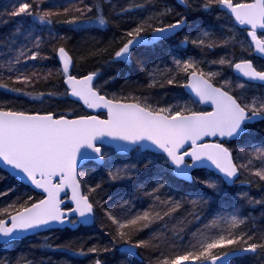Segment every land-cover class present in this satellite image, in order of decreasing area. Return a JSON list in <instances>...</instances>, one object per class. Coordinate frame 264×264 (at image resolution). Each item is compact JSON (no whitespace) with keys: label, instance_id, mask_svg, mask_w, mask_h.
<instances>
[{"label":"trees","instance_id":"trees-1","mask_svg":"<svg viewBox=\"0 0 264 264\" xmlns=\"http://www.w3.org/2000/svg\"><path fill=\"white\" fill-rule=\"evenodd\" d=\"M94 1L95 5L102 7L108 24L103 28L95 24L76 27L64 23V14L52 16L51 26L64 31L63 39L53 43L49 54L55 73L47 83L36 89H26L10 80H0V85H4L0 87V110L24 111L29 114L54 113L57 117L68 118L88 115L80 104L71 101L66 95L67 89L59 70L56 51L61 46L65 47L73 59L74 75L85 76L98 72L95 83L109 98L123 100L128 97V102H133L132 98L139 97L152 104L159 101L162 106L171 104L187 106L195 111H207L186 94L183 84L187 82V74L176 70L173 63V59H191L205 73H219L210 78L216 86L223 85L225 80L229 81L228 89L232 95L239 96L243 101L264 100V86L245 83L243 89L233 90L232 86L241 81L233 75L232 66L212 63L222 57L233 64L251 60L258 70H264V62L254 56L248 31L238 28L233 19L221 12L218 6L204 12L201 8L203 0H187L190 7L186 4L181 6L176 0ZM233 2L247 3L252 0ZM137 5L141 7L138 8ZM126 8L131 11L124 12ZM165 8L171 11L166 16L158 17L157 23L160 20L174 23L183 16L187 17L186 26L165 41L149 47L135 48L128 62L113 61L112 56L122 43L124 31L141 19L156 16ZM185 36L189 41L200 38L205 39L206 44L217 42L220 46L209 48L192 43L181 44ZM260 37L264 39V35ZM171 76H175L178 85L166 83V79ZM149 84L154 86L149 87ZM48 93L52 95L49 96ZM224 144L238 164L239 150L264 148V120L249 127L239 141ZM103 152V165L87 164L79 172L83 192L89 195L94 204V224L76 230L51 231L5 247L0 246V264H95L97 260L102 264H158L162 255H175L182 251L187 241L193 239L192 233L198 236L201 232H216L217 227H205L213 221L220 228L227 227L220 218H227L232 214L243 221L232 228L233 232L248 233L253 235L256 242H264V180L252 173L247 176L240 169L238 182L228 187L215 174L197 170L193 174L192 183H184L164 163L166 157L163 155L136 150L122 156L106 148ZM149 159L152 163L146 167ZM252 160L253 167L261 166L260 160ZM117 169L127 170V173L125 178L114 181L109 173ZM206 181L218 185L222 191L208 187ZM160 182L165 187L156 192V195L161 199L179 201L181 206L171 217H165L163 221L157 220L148 228L133 232V239L149 241L146 247L137 249V257L121 253L123 241L116 237V225L112 224L105 210L124 219L156 206L155 199L147 193L152 192ZM97 184L100 188L89 192ZM29 197L33 201L42 199L0 169V213L7 209L14 214L15 208L23 205ZM197 215L199 219L196 218ZM177 232L183 239H177ZM92 247H96L98 251L89 252ZM232 247H243V243ZM105 248L110 250L105 252ZM224 251H231V248ZM229 264H264V249L258 248L257 252L231 260Z\"/></svg>","mask_w":264,"mask_h":264},{"label":"snow or ice","instance_id":"snow-or-ice-1","mask_svg":"<svg viewBox=\"0 0 264 264\" xmlns=\"http://www.w3.org/2000/svg\"><path fill=\"white\" fill-rule=\"evenodd\" d=\"M44 2L45 0H21L8 15L28 16L40 24L51 25L53 23L51 17L60 13L41 7ZM180 3L187 5V0H180ZM214 6L229 12L240 25L250 26L248 35L256 51L264 54V39L258 38L256 31L264 30V0H252L247 3H234L233 0H203L201 8L208 12ZM123 11L131 9L126 8ZM170 11L171 9L165 8L156 16L141 19L125 30L121 37L122 43L112 56V60L128 62L135 48L152 46L169 38L170 34L175 35L182 30L186 26L187 17L182 16L174 23H164L162 20L156 22L158 17L166 16ZM63 13L64 23L76 27L95 24L103 28L108 24L102 7L85 3V0H72L68 7H63ZM261 35H264V32ZM180 43H192L209 48L220 46L217 42L206 44L205 39L200 38L189 41L187 36ZM34 47L40 48L39 40L34 42ZM56 51L62 63L64 84L67 85L66 95L82 102L90 109H105L107 118L99 119L96 115H89L71 119L57 117L54 113L29 114L24 111L0 110V165H6L46 194L44 198L36 201L29 197L23 205L15 208V214H11L7 209L0 213V216H3L0 218V236L13 238L20 233L51 229L54 224L88 223L89 218L95 216L94 204L89 200L88 194H82L80 191L77 163L79 159L104 162L105 153L101 148L106 138L116 142L118 151L144 150L149 153L153 151L163 153L166 157L164 163L174 166V175L182 179H190L191 170L207 162L209 166H214L223 174L229 183L238 176L241 168L264 180V148H256L250 154L261 161V166L253 167L252 159L247 163H234L229 149L222 143H200L205 137L221 139L241 137L247 132L248 123L264 120V100L243 101L239 96L232 95L228 89L229 81L225 80L223 85L216 86L210 82V78L219 73H205L199 69L197 62L191 59H173V63L176 70L187 74V82L183 87L195 95L194 102L210 104L211 111H195L187 106L171 104L162 106L159 101L152 104L148 103L147 99L142 101L139 97L132 98L133 102H128V97L123 100L109 98L94 83L99 76L98 72L77 78L69 73L72 64L69 52L63 46ZM40 56L39 51L25 45L14 57V63L26 64L27 61H35ZM212 63L229 64L247 81L264 82V70H258L249 60L233 64L222 57ZM9 64L7 71L12 73L14 71L12 62ZM15 71L19 73L14 76L18 83L32 84L38 75L36 72L25 73L20 69ZM50 74L49 72L48 75ZM9 79L13 77L10 76ZM166 83L179 84L175 76L167 78ZM152 86L154 84H149V87ZM160 86L162 87L163 83ZM245 86L244 82H239L232 86V89H243ZM48 95L51 96L52 93ZM186 157L191 159V163L186 162ZM151 163L152 160L149 159L145 166ZM126 173L127 170L117 169L110 172L109 176L115 181L125 178ZM205 183L210 188L222 191L218 185L210 181ZM164 187L165 185L160 182L152 192L147 193L155 199L156 206L130 218L121 219L105 210L112 224L116 225V237L123 241L129 255H138L135 250L149 244V241L142 238L133 239L134 231L138 232L157 220L163 221L165 217H171L181 206L179 201L161 199L156 195V192ZM69 188L74 206L62 208L64 201L61 200L60 193ZM98 188L99 184L95 188H90L89 192ZM72 214H76L79 221H69L68 218ZM196 218L199 219V216ZM220 221L227 227L220 228L218 223L213 221L211 225L205 227H217L216 232H201L198 236L192 233L193 239L187 241L182 251L175 255H162L158 264H229V257L238 253H255L258 248L264 249V242H256L253 235L232 231V228L243 222L236 214L227 218L221 217ZM176 237L183 239L179 232L176 233ZM241 243L243 247H232ZM226 248H231V251H224ZM109 250L103 249L105 252ZM88 251L96 253L98 249L92 247ZM96 264H100V261L97 260Z\"/></svg>","mask_w":264,"mask_h":264},{"label":"rangeland","instance_id":"rangeland-1","mask_svg":"<svg viewBox=\"0 0 264 264\" xmlns=\"http://www.w3.org/2000/svg\"><path fill=\"white\" fill-rule=\"evenodd\" d=\"M64 1L45 0L41 7L45 9L50 8L52 11L64 14L63 7H68L72 3V0ZM20 2L21 0H0V80H10L9 77L12 76L13 79L10 81L15 85L22 86L26 89H36L39 85L47 83L56 71L49 58V54L53 43L64 36V31L51 25L40 24L32 17L9 16L8 12ZM85 3L95 5L94 0H85ZM5 21L7 22L5 23ZM36 40H39V49L34 47V42ZM25 45L33 47L34 51H39L41 56L35 61L29 60L26 64L21 63L17 65L14 63V57ZM10 61L14 69L12 73L7 71L10 66ZM15 69H20L25 73L36 72L38 75L34 78V83L32 84L18 83L14 79V76L19 74ZM49 72L51 73L50 75H48ZM44 76L47 78H43ZM253 150V147L239 150L237 154V163H247L249 159H254V157L250 155ZM241 170H243L247 176L251 174V172L246 169L241 168Z\"/></svg>","mask_w":264,"mask_h":264},{"label":"water","instance_id":"water-1","mask_svg":"<svg viewBox=\"0 0 264 264\" xmlns=\"http://www.w3.org/2000/svg\"><path fill=\"white\" fill-rule=\"evenodd\" d=\"M176 2H177L178 4H180L181 6H185V4L180 3V0H176ZM218 9H219L221 12L226 13L229 17H231V18L233 19L235 25H236L238 28L245 29V30H247V31L250 30V26L240 25L238 22L235 21L234 17H233L229 12H227L226 10L221 9L219 6H218ZM180 31H181V30H180ZM256 31H257V36H258V38H260L259 35H261V33L264 32V30L257 29ZM178 32H179V31H178ZM178 32H177V33H178ZM177 33H176V34H177ZM176 34H175V35H176ZM175 35H171V34H170L169 38H171V37H173V36H175ZM169 38H167V39H169ZM167 39L161 40V41H159V42L165 41V40H167ZM157 43H158V42H157ZM252 48H253V50H254V55L256 56V58H258V59L264 61V54L258 53V52L256 51V49H255V45L253 44V42H252ZM69 55H70V54H69ZM70 57H71V55H70ZM71 58H72V57H71ZM57 59H58V62H59L60 71H61V73H62V75H63V77H64V74H63V72H62V63H61V61L59 60L58 54H57ZM249 61H251V60H249ZM115 62H116V61H115ZM239 62H241V61H239ZM251 62H252V61H251ZM236 63H238V62H236ZM252 63H253V62H252ZM253 65H254V64H253ZM73 68H74V62H73V59H72V64H71V66H70V68H69V73H70L71 75H73V76H76V75H74V73H73ZM232 73H233V75H234L236 78H238V79H240V80H242V81H244V82H246V83L254 84V85H261V86H264V82H261V81H247L243 76H241V75H240V74L234 69V67H232ZM76 77H77V78H82L83 76H76ZM64 78H65V77H64ZM210 82H212V81H210ZM63 83H64V81H63ZM94 83H95V81H94ZM212 83H213V82H212ZM213 84H214V83H213ZM64 85H65V87H66V89H67V85H66V84H64ZM184 90H185L186 94L190 97V99H191L193 102L196 101V97H195V95H194L189 89H187V88L184 87ZM68 98H69L71 101H74V102L80 104V105L85 109V111L88 113V115H86V116H89V115H96L99 119H106V118H107V112H106L105 109H90V108H88L87 106H85L82 102L76 100L75 98H73V97H71V96H69V95H68ZM194 103H196L197 105H199V106H201V107L207 109V111H211V110H212V106H211L210 104H203V103H197V102H194ZM99 115H103V117H100ZM66 118H68V117H66ZM76 118H79V117H76ZM76 118H71V119H76ZM261 121H263V120H255V121H253V122L248 123V124L246 125V127H247V132H248V127H250V126H252V125H255V124H257V123H259V122H261ZM247 132H246V133H247ZM246 133H245V134H246ZM245 134H243V135H242L241 137H239V138H234V139H221V138H219V137H205L204 140L200 141V143H209V144H211V143L219 142V143H222V144L225 146V144H224L225 142H236V141H239V140H240ZM115 144H116V142L111 141V140H109V139L106 138V139H105V143L102 145V148H101L102 152H103V149H104V148H106V149H112L116 154L124 156V155H128V154L132 153L133 151H136V150H129V151H127V152L118 151L117 148H116V146H115ZM225 147H226V146H225ZM226 148H227V147H226ZM140 151H141L142 153H149V152H146V151H144V150H140ZM229 151H230V150H229ZM230 153H231V156H232L233 162L236 163V162L234 161L233 154H232L231 151H230ZM151 154L163 155V156H164L163 153H158V152H155V151L151 152ZM185 159H186V162L191 163V159H190V158L186 157ZM104 161H105V160H104ZM87 164H94V165H96V166H101V165L104 164V162L101 163V162H98V161L95 160V159H79V160H78V163H77V168H76V172H77V180H78L79 183H80V180H79V172H80V170H81L84 166H86ZM170 167H171V169L173 170V167H174V166H170ZM0 169L3 170L5 173H7L11 178L15 179V180L18 181L19 183H21V184L27 186L28 188H30L33 192L37 193V194L40 195L42 198L45 197V195H46L45 193H43V192H42L41 190H39V189H36V188H35L33 185H31V183H30L29 181H27L23 176H18V175L12 170V169H10L9 167H7L6 165H0ZM197 170H207V171H209V172L215 174L216 176L220 177V178L222 179V181L225 183V185L228 186V187H232L233 185H235V184L238 182L239 178H240V172H239V173H238V176H237V177H234L233 180H232V182L229 183L227 180H225V178L223 177V174L219 173L218 170H216V169L214 168V166H209V164H208L207 162H205V164L202 165V166H198V167L193 168V169L191 170V173H190V179H187V180H186V179H182V178H180V177H177V176H175V175H174V176H175L179 181H181V182H184V183H192V181H193V174H194V172L197 171ZM173 174H174V172H173ZM80 191H81L82 194H84L81 183H80ZM71 195H72V193H71V189H70V188H69V189H66L65 191H63V192L60 193V198H61V200L64 201V203L61 205L62 208H67V207L69 208V207H73V206H74V205L72 204V201H71ZM89 200H90V199H89ZM94 210H95V209H94ZM14 214H15V213H14ZM68 219H69V221H71V220H77V221H79V217H78L76 214H72V216L69 217ZM94 220H95V216L92 217V218H89V222H88V223L77 222V223L73 224V223H71V222H68V223H65L64 225H55V224H54V225H52L51 229H40V230H38L37 232L20 233V234H18L17 236H15V237H13V238L0 236V246L5 247V246L10 245L11 243L24 241V240H26V239H29V238L35 237V236L40 235V234L48 233V232H51V231L63 230V229L76 230V229H78L79 227H91V226L94 224ZM135 251L137 252V249H136ZM120 252H121V253H124V254H126V255H129V254L127 253V251H126V246H125V245H122V246L120 247ZM249 254H253V253H238L236 256L229 257V262H230L231 260H234V259H237V258H241V257H244V256L249 255ZM129 256H131V257H137V255H129ZM95 264H96V263H95ZM100 264H102V263L100 262Z\"/></svg>","mask_w":264,"mask_h":264},{"label":"flooded vegetation","instance_id":"flooded-vegetation-1","mask_svg":"<svg viewBox=\"0 0 264 264\" xmlns=\"http://www.w3.org/2000/svg\"><path fill=\"white\" fill-rule=\"evenodd\" d=\"M261 35H259V37H260ZM261 38V37H260ZM262 39V38H261ZM251 45H252V40H251ZM253 49V48H252ZM253 52H254V50H253ZM256 57V56H255ZM258 59V58H257ZM258 60H260V59H258ZM261 61H263V60H261ZM264 62V61H263ZM254 64V63H253ZM207 110V109H206ZM260 123V122H259ZM258 124V123H257ZM256 125V124H255ZM255 125H252V126H250V127H253V126H255ZM249 128V127H248ZM237 142V141H236Z\"/></svg>","mask_w":264,"mask_h":264},{"label":"bare ground","instance_id":"bare-ground-1","mask_svg":"<svg viewBox=\"0 0 264 264\" xmlns=\"http://www.w3.org/2000/svg\"><path fill=\"white\" fill-rule=\"evenodd\" d=\"M59 1H64V0H59ZM65 2V1H64ZM255 56V55H254ZM240 80V79H239ZM241 82H244V81H242V80H240ZM244 83H246V82H244ZM249 84V83H248ZM261 86V85H260ZM242 258V257H241ZM238 259V258H237Z\"/></svg>","mask_w":264,"mask_h":264}]
</instances>
